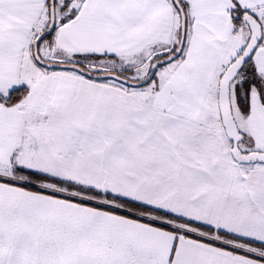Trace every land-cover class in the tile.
<instances>
[{
    "label": "snow or ice",
    "instance_id": "6c2138e0",
    "mask_svg": "<svg viewBox=\"0 0 264 264\" xmlns=\"http://www.w3.org/2000/svg\"><path fill=\"white\" fill-rule=\"evenodd\" d=\"M0 264H264V0H0Z\"/></svg>",
    "mask_w": 264,
    "mask_h": 264
}]
</instances>
